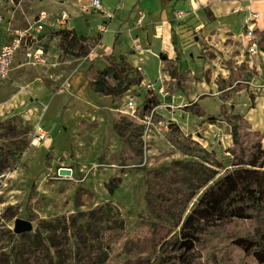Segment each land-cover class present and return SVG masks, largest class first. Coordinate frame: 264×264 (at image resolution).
Listing matches in <instances>:
<instances>
[{
	"label": "rangeland",
	"instance_id": "1",
	"mask_svg": "<svg viewBox=\"0 0 264 264\" xmlns=\"http://www.w3.org/2000/svg\"><path fill=\"white\" fill-rule=\"evenodd\" d=\"M11 1L0 6L1 15L13 17L8 20L12 25L6 24L11 31L0 32V43L11 42L34 27L41 12L54 14L58 6L57 0ZM63 27L32 29L34 39L27 48L33 57L16 71L15 81L0 82V264H18L16 247L27 253L20 259L23 264H88L98 245L101 264H122L129 255L124 243L144 234L143 221L162 223L176 233L203 191L233 170L234 115H242L264 135V94L253 82L260 73L244 62L236 65L230 53H207L210 60L217 59L212 68L227 71L225 78H215L216 86L212 68L201 76L209 58L192 60L188 55L177 70L196 75L166 82L168 95L157 97L148 85L161 72L174 78L175 66L134 65L128 70L123 56L97 54L96 44L83 36L75 33L77 45L63 42L60 33L69 31ZM242 29L237 30L244 38ZM240 51L248 60L244 45ZM78 68L74 79L71 74ZM111 68L125 69L124 85L130 88L121 98L103 97L89 87ZM231 77L237 79L232 86ZM237 83L244 91L222 99ZM40 84L61 99L53 107L42 99ZM144 92L157 99L149 109ZM39 129L52 144L38 141ZM62 169L71 174L62 175ZM117 179L120 185L110 192L108 185ZM187 193L193 198H183ZM171 196L174 204L167 203ZM162 204L167 213L160 212ZM18 218L30 221L32 231L15 234ZM254 227L250 221H234L210 229L206 256H215L218 264H255L231 245V237L253 236Z\"/></svg>",
	"mask_w": 264,
	"mask_h": 264
},
{
	"label": "crops",
	"instance_id": "2",
	"mask_svg": "<svg viewBox=\"0 0 264 264\" xmlns=\"http://www.w3.org/2000/svg\"><path fill=\"white\" fill-rule=\"evenodd\" d=\"M6 2L8 0H0V6ZM91 2L92 0H57V10L53 12L54 14H50L52 17L45 25V30L48 27L56 28L58 25L54 17H61L62 13H65L68 17L64 21L63 28L87 38L89 43H95L97 54L101 51L106 57L123 56L131 67L134 65L148 67L152 64H157L159 67L175 66L174 78L166 72H161L155 79V83L160 85L162 81L164 86L171 80L181 81L187 75L190 77L196 75L194 71L189 72L190 70L184 75L178 72L177 67L184 57L189 55L192 60L195 56L196 58H209V64H206L201 71V76H206L209 75L206 72L208 68L218 66L217 59L210 60L208 52L218 54L217 51H223L225 55L230 53L229 58L236 65L244 62L247 69L260 73V77L254 78L253 82L261 87V94H264L262 89L264 52L261 51L258 56H252V58L249 56L248 60L245 59V54L240 51L245 39L237 30L238 27H244L246 15L250 11L259 15L255 23L256 30H264V0H101L105 13L111 14V18L92 10ZM180 13H182L181 16ZM9 16L1 15L0 32L7 29L6 24L12 25L8 20L13 17ZM101 22L108 27L105 33L97 29V25ZM9 26L7 30L11 31ZM108 34L112 35L108 36ZM32 39L34 38L30 40ZM4 44L6 43H0V47ZM31 50L37 51L34 48ZM203 53L205 55L202 57L200 54ZM96 55L93 54L94 58L102 56L101 53ZM161 57H166V59L162 60ZM27 60L24 52L17 54L10 73V80L15 81L16 71L23 69ZM91 60H93L92 56ZM144 71L147 72L146 69ZM80 72V68L76 69L71 77L75 79L79 76L76 74ZM236 73L238 72L236 71L234 75ZM218 76L223 78L227 76V71L221 66L212 68L211 79L214 86H216L215 78ZM194 81H197L196 78ZM88 84L94 90L92 82ZM200 85L203 83L200 82ZM205 85H207L206 82ZM38 90L43 100L48 98V101H51V107L61 100L44 85L40 84ZM148 94V92L143 93L144 97ZM98 95L101 94L98 93ZM257 100L258 97L255 104ZM51 142L50 137L44 144L49 145L52 144Z\"/></svg>",
	"mask_w": 264,
	"mask_h": 264
},
{
	"label": "trees",
	"instance_id": "3",
	"mask_svg": "<svg viewBox=\"0 0 264 264\" xmlns=\"http://www.w3.org/2000/svg\"><path fill=\"white\" fill-rule=\"evenodd\" d=\"M256 33L260 37V50L264 52V30H256ZM60 35L63 42L77 45L78 38L74 31L64 30ZM126 68L129 70L132 67L126 64ZM124 72V68L102 70L99 78L92 82L94 90L103 96L122 97L129 89V86L124 85ZM109 79L115 84L112 85ZM231 80L230 86L237 79L231 77ZM244 88L241 83H237L224 93L222 99L229 101L233 92H240ZM145 100L148 109L150 103H157V99L150 98L149 94ZM209 119L214 120L215 117L210 116ZM232 119L233 145L229 153L232 156L233 170L203 191L176 233L162 223L143 221L141 227L142 231L146 228L144 234L124 243L130 256L122 264H218L216 257L206 256L204 250L209 242L208 232L219 225L234 221H250L255 227L251 237H231V245L245 256L251 257L255 264H264V135L253 130L242 115L236 114ZM119 185L120 180L117 179L108 185V189L114 192ZM183 198L193 197L187 193ZM32 199L33 196H30L29 200ZM167 203L174 204L175 197H169ZM167 207L163 204L158 206L160 212L164 213L168 212ZM16 248L15 259H18V264H23L20 259L27 253L20 247ZM33 248L37 251V243H33ZM99 248L100 245L90 253L88 264H101ZM36 251L31 253L32 256ZM35 258L39 261L38 256Z\"/></svg>",
	"mask_w": 264,
	"mask_h": 264
},
{
	"label": "built area",
	"instance_id": "4",
	"mask_svg": "<svg viewBox=\"0 0 264 264\" xmlns=\"http://www.w3.org/2000/svg\"><path fill=\"white\" fill-rule=\"evenodd\" d=\"M91 9L100 13L104 14L107 18H111L112 15L105 13L101 0H92L91 2ZM180 16L182 13L179 14ZM52 15L43 11L39 14L38 21L36 22L35 26L22 32L21 35L17 36L11 42L6 43L0 47V82L9 79L10 73L15 62L16 56L19 52H24L25 56L29 59L33 57V53L27 48L28 40L34 38V35L31 33V30H35L37 32H41L44 30L45 25L51 19ZM55 23L57 25L64 24V21L67 19V15L63 13L61 17L55 16ZM259 15L252 11L248 12L246 15L245 23H244V46L247 50V53L250 56H258L261 52L260 50V37L256 33V26L255 23L257 22ZM1 15H0V27H1ZM97 29L99 32L105 33L108 31V27L105 24H98ZM243 38V37H242ZM35 57V56H34ZM36 58V57H35ZM264 90V85L262 86ZM148 90L155 92V94L160 95L162 97H166L168 92L166 91V87L163 85V82L158 83H151L148 85ZM63 88L60 89V92H64ZM151 94V93H149ZM128 107L133 109L134 107V100L132 98L129 99ZM38 141L45 142L49 139V135L43 129H39L37 133Z\"/></svg>",
	"mask_w": 264,
	"mask_h": 264
},
{
	"label": "water",
	"instance_id": "5",
	"mask_svg": "<svg viewBox=\"0 0 264 264\" xmlns=\"http://www.w3.org/2000/svg\"><path fill=\"white\" fill-rule=\"evenodd\" d=\"M60 173L62 175H70L71 171L69 169H62L60 170ZM33 229V225L30 221L18 218L15 220V225H14V233L17 235H21L24 233L31 232Z\"/></svg>",
	"mask_w": 264,
	"mask_h": 264
}]
</instances>
